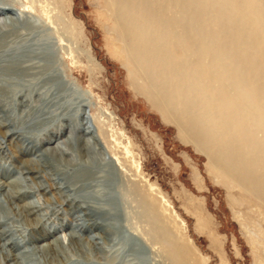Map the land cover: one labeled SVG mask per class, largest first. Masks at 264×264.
<instances>
[{
  "label": "bare ground",
  "instance_id": "6f19581e",
  "mask_svg": "<svg viewBox=\"0 0 264 264\" xmlns=\"http://www.w3.org/2000/svg\"><path fill=\"white\" fill-rule=\"evenodd\" d=\"M24 6L0 0V153L42 123L66 121L36 139L54 145L21 159V177L0 178V264H39L37 253L49 255L48 264H81L62 257L70 246L100 253L105 264H154L151 245L170 264H186L157 187L128 174L126 157L107 146L101 122L85 115L87 94L58 68L54 22L34 16V2ZM112 6L131 63L148 79L145 92L177 113L223 181L264 199V0H112ZM38 50L51 62L35 61ZM47 168L54 177L36 181ZM54 190L55 207L45 196ZM135 210L147 222L144 232L131 225ZM64 214L60 223L48 222ZM33 241L45 243L24 247Z\"/></svg>",
  "mask_w": 264,
  "mask_h": 264
},
{
  "label": "rangeland",
  "instance_id": "374dc122",
  "mask_svg": "<svg viewBox=\"0 0 264 264\" xmlns=\"http://www.w3.org/2000/svg\"><path fill=\"white\" fill-rule=\"evenodd\" d=\"M21 1L26 2L23 7L26 10L30 9L29 1L34 2L36 10L32 14H39L45 23L54 22L51 23L55 31L52 38L58 68L87 94L90 103L85 115L93 114L101 122L108 135L107 146L116 145L126 157L124 164L131 170L128 174H137V179H147L157 187L159 201L163 197L166 202H159L165 208L164 216L183 244L185 263L264 264V199L236 182L223 181L220 173L211 169L207 151L196 144L188 131H183L177 113L161 108L163 101L155 90L152 91L157 96L152 98L145 92L148 79L131 63L125 47L129 42L119 34L112 0ZM36 52L35 61L51 62L52 57L43 56V51ZM65 118L60 116L55 121L42 123L27 132V138L12 139L0 153L1 181L21 177L18 173L21 159L38 158L41 149L52 147L54 143L37 144L36 139L63 124ZM106 147L98 149L99 154H106ZM49 170L45 169L35 180L44 182L47 177H54ZM45 196L53 200V207L58 205L55 190ZM138 215L140 210H135L131 225L144 232L147 222ZM66 216L59 215L48 222L60 223ZM15 224L19 229L25 226L22 219ZM33 233L39 237L38 231ZM45 242L33 241L24 247ZM150 250L154 264H170L158 245H151ZM62 252V257L81 264L89 258L95 264L106 263L102 262L104 256L86 248L70 246ZM35 257L37 263L48 264L49 255L37 253Z\"/></svg>",
  "mask_w": 264,
  "mask_h": 264
}]
</instances>
